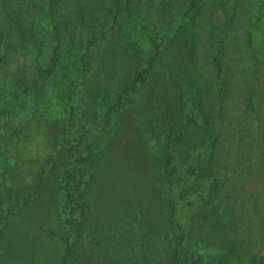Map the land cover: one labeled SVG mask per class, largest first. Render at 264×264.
Wrapping results in <instances>:
<instances>
[{
    "label": "rangeland",
    "instance_id": "1",
    "mask_svg": "<svg viewBox=\"0 0 264 264\" xmlns=\"http://www.w3.org/2000/svg\"><path fill=\"white\" fill-rule=\"evenodd\" d=\"M232 1L197 0L186 13L181 6L189 7V0L55 3V19L68 45L63 53L70 50L78 60L79 75L68 76L69 83L48 96L47 112L41 116L51 146L42 158L14 154L7 131L16 134L30 114L29 106L22 95L14 94L12 85L0 86L8 87L0 95V219L11 212L0 228V264H62L64 247L74 240L72 228L64 222L62 177L72 138L79 151L91 156L83 168L88 179L83 193L86 220L81 237L72 244L70 264H172L174 226L163 157L167 142L183 129L172 147L173 163L196 168L181 188L182 197L208 186L217 173L215 165L224 166L223 176L216 174L215 202L203 199L189 217V250L203 253L211 264H227L242 256L264 260V231L250 245L234 237V221L245 224L252 219V193L258 194L256 204L264 206L260 171L264 163L248 173L247 163L257 153L251 154L243 142L246 131L253 132L264 148V109L256 103L262 117L258 120L250 115L252 108L244 110L249 117L234 102L245 93L256 67L250 66V44H241L247 53L232 46L237 35L242 41L246 38V19L238 15L230 20ZM5 5L22 14L26 26L42 30L34 11L46 14L48 0H6ZM10 23L0 1V26ZM77 29L83 37L81 48L68 41L70 30ZM25 30V41L38 47L32 31ZM15 34L7 32L0 40V78L6 73L11 79L16 73L20 76L27 61V50ZM155 42L159 46L146 77L136 80ZM43 44L45 51L52 46L49 40ZM72 47L74 52L68 49ZM260 72L264 75V68ZM230 81L232 90L220 100L219 93ZM77 89L79 98L86 99L85 107L75 103L71 114L70 101ZM258 89L264 102L262 80ZM119 94L121 104L102 129ZM187 116H192L191 122H186ZM205 144L212 156L200 162L195 151ZM68 181L72 189L75 177Z\"/></svg>",
    "mask_w": 264,
    "mask_h": 264
},
{
    "label": "trees",
    "instance_id": "2",
    "mask_svg": "<svg viewBox=\"0 0 264 264\" xmlns=\"http://www.w3.org/2000/svg\"><path fill=\"white\" fill-rule=\"evenodd\" d=\"M0 1L3 9L5 10L6 16L12 22L10 23L9 27L0 26V40L3 39L7 32H11L14 34L16 33L15 35L18 38L17 43L21 45L20 47L27 50V55H25L27 61L21 66L23 68H21L20 76H18V74L16 73L14 78L11 79L7 76L6 73L5 76L3 75L0 78V86L12 85L14 88V94L18 96L22 95L26 99L25 101L27 102V105L29 106L28 109L30 111L29 116H27V118L19 124L15 135L11 134V130L7 131L9 135L8 142L10 147L14 148V154L17 153L16 155L36 154L35 156H39L42 158L50 149L51 142H49L48 138L46 137L44 122L42 121L41 113L47 112L50 102V97L48 96L58 90L57 86H60L61 84H68V76L72 75L73 77H77L79 75L77 66L78 60L75 58V56L72 55V53H70V50H66L65 53H63L64 49L67 48L68 45H66L65 43L66 39L65 41H63L65 38V34L61 30L54 15L56 8L55 3L58 0H48L49 10L44 15H42L38 9H35L34 12L37 16L38 26L42 29L39 31H36L34 29L35 26L33 25L26 26L22 14L17 12L15 8L10 9L9 7H7L5 5L6 0ZM189 2V7L181 6L182 13H186L188 9L196 4L197 0H189ZM231 7L233 9L232 15L230 17V20L232 22L238 15H242L246 19L245 31L243 33L246 38H244V40L242 41V39L239 37L240 35H237L236 39L232 43V46L235 49L241 50L243 49L241 47V44H250V66L256 67V74L255 76L253 75V80L250 83L248 81L245 85V93L240 98H237V100L234 102H239L241 104V109L243 110L242 112L246 116L249 115L244 112V110L252 108L253 110L249 112L250 115L252 117H256L259 120L262 117L257 112L256 103H258V106H262L264 109V102H260L263 99V93L260 94L259 89L255 91V87L260 80H262V86L264 87V75H262V73L260 72L261 69L264 68V61H261V59L264 58V0H243V2L233 0ZM81 9L82 6H79V14L82 13ZM28 21L30 23H34V21ZM47 26L48 30L46 28ZM25 28L32 31L34 44L38 45V47L33 46V43L28 42V40L25 41L27 34ZM80 32L81 30L78 29L73 31L70 30L68 35V41H71V45L75 46L76 42L78 48H81L83 43V37ZM46 40H49L52 46L49 50L45 51L44 46H46V44L43 43ZM11 46L13 45L11 44ZM158 46L159 45L157 42L153 44L152 51L148 56V64H146L145 67H142L141 71L136 76V80H143L146 77V71L152 64V60L155 57ZM73 47L68 49H71L74 52L75 50L73 49ZM243 51L247 53L248 50L243 49ZM61 53H63V55H60ZM67 57L70 59H68ZM28 58L30 59V61H28ZM246 58L248 59L247 55ZM59 64L62 65L61 68L58 67ZM217 64H219L221 68L220 59H217ZM59 70L61 71L59 72ZM1 71V73L5 72L3 69ZM230 82L231 84L227 83L226 85V91L221 90L222 93H219L220 100L225 93V95H227V92L232 90V88L229 87L232 85V81ZM72 84L73 85L71 86L74 87L75 83L73 81ZM7 88L8 87L0 88V95H5ZM262 92H264V90ZM79 96V89H77L73 92V96L71 97L70 101L71 114H73L74 112L75 103H77L80 108L85 107L83 102H85L86 99L81 100ZM120 99L121 96L119 94L117 97V101L112 102L111 111L108 116L105 117L104 123H102L101 125L102 129L107 127L108 123L110 122V119L108 118L110 117L109 115L119 108L121 104ZM35 105H37L38 107L36 106L37 108L35 109L32 108ZM189 121H192V116H187L186 122L188 123ZM186 122L183 125H185ZM253 131H255L256 133L255 129ZM183 132L184 129L179 132V135L181 137ZM244 135L245 137L243 142L249 146L248 148L250 150V153L252 154L255 151L257 153L256 155L253 154L255 155V157L251 160L249 159L250 161L247 163L248 173H251L250 171L253 172L256 165H258L259 163H264V148L257 140V135L256 139L254 140L253 132L249 133L248 131H246ZM178 138L171 139L169 142H167L165 155L163 157V163L166 168L165 175L167 177L169 186L168 199L170 200V219L172 225L174 226L171 245L172 264H211L212 260L210 262V258H206L203 253H192L189 250V247L186 243V232L189 225V217L193 213L195 208L199 205V203L203 199L209 201L210 203L215 202V198L218 196L216 194V187L219 183V178L217 175L221 177L223 176L224 166L222 167L220 164L215 165L217 175H214L208 186L199 188L194 195L193 193H190L186 197H182L183 192L181 188H183L188 180L192 178L193 171L195 170L196 165L189 164L188 166L179 167L173 163L172 147L176 145ZM75 141L76 138H72L71 145L66 149V152L68 154V166L62 171V177L65 181V184H63L66 213L64 216V222L70 228H72L74 233V240L66 244L64 247L62 264H70L71 259L73 258L72 244L81 237L82 229L86 220V203L83 198V193L87 186L88 179L86 170L83 168L84 165L87 164V159L91 156V153L87 154L83 150L79 151L75 147ZM251 143H254L252 147ZM195 152L200 155V162H204L206 159L212 156L209 144H205L202 147L198 146ZM74 164H76L77 166H75ZM70 166H73V168H70ZM260 171L264 174V164L260 166ZM72 177H75L76 181L73 188L71 189L68 185V180ZM257 197L258 194H251L250 201L252 206L249 210V214L252 219H248L245 224H239L235 221L233 223L234 232L237 231V235L234 237L239 238L242 242L246 240L245 243H247L248 245L260 239V233L264 231V206L256 204ZM180 201L185 202L181 204ZM181 208H184V212H181ZM10 216L11 212L4 220L0 219V228H2L4 221L8 220ZM239 225H242L243 227L240 228ZM227 231H230V233L233 234L230 227L229 230L227 229ZM227 264H264V260H262L261 258L248 259L242 256V258H240L239 260L235 258V260L229 261Z\"/></svg>",
    "mask_w": 264,
    "mask_h": 264
}]
</instances>
